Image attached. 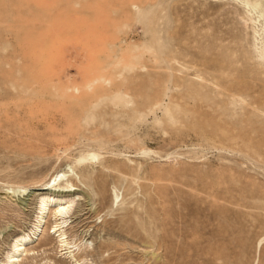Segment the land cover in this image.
<instances>
[{
	"label": "rangeland",
	"instance_id": "374dc122",
	"mask_svg": "<svg viewBox=\"0 0 264 264\" xmlns=\"http://www.w3.org/2000/svg\"><path fill=\"white\" fill-rule=\"evenodd\" d=\"M233 6L0 0V261L36 207L6 189L63 172L92 264H264V63ZM39 241L24 264H71Z\"/></svg>",
	"mask_w": 264,
	"mask_h": 264
},
{
	"label": "bare ground",
	"instance_id": "6f19581e",
	"mask_svg": "<svg viewBox=\"0 0 264 264\" xmlns=\"http://www.w3.org/2000/svg\"><path fill=\"white\" fill-rule=\"evenodd\" d=\"M212 1H225L228 5H236L233 7L243 12L241 22H243V24L245 23V25L250 28L252 27L255 33L254 45L258 57L264 63V0ZM237 6L239 8H237ZM116 121L118 123V120ZM127 127L128 126H126V129H129V127ZM92 175V172H87L83 178L85 181H91V179H93ZM30 189H35V191H37L36 207L33 215L34 220L27 229L23 230L17 237L12 239L7 251L4 252L5 254L0 264H24L25 260H34L40 252L38 248L45 244L40 243L36 245V242L42 238H46L47 235L50 234H53L58 240V246L61 248V255L67 259L66 261L69 260L71 264H92L93 262H90L91 258L89 259L88 256V247H86V243H83V240L78 242L79 239H76L74 235L70 236V234H68L69 222L72 216L71 213L76 201L75 195L77 194L71 176L62 172L55 175L50 182L43 186L9 187L5 192L8 197L21 199V197H24L30 192ZM50 218L53 220V224L48 228L47 225ZM106 261L108 260L106 259ZM45 263L56 264L52 259L46 260Z\"/></svg>",
	"mask_w": 264,
	"mask_h": 264
}]
</instances>
